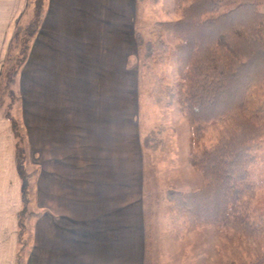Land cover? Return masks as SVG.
I'll list each match as a JSON object with an SVG mask.
<instances>
[{"label": "crops", "instance_id": "obj_1", "mask_svg": "<svg viewBox=\"0 0 264 264\" xmlns=\"http://www.w3.org/2000/svg\"><path fill=\"white\" fill-rule=\"evenodd\" d=\"M35 2L0 0V73ZM136 15L135 0H45L17 83L35 172L24 264H145ZM21 183L0 113V264H15Z\"/></svg>", "mask_w": 264, "mask_h": 264}, {"label": "trees", "instance_id": "obj_2", "mask_svg": "<svg viewBox=\"0 0 264 264\" xmlns=\"http://www.w3.org/2000/svg\"><path fill=\"white\" fill-rule=\"evenodd\" d=\"M176 1L180 8L190 1L182 9L181 18L157 24L177 39V44L169 47L161 40V30L155 29L157 40L145 47L138 35L137 57H142L143 64L168 59L177 64L178 102L192 127L193 139H200L211 124L220 123L223 127L217 143L193 160L207 184L193 192L166 193L169 221L176 237L184 229L199 226L226 227L241 237L264 236V223L257 226L249 222V200L245 199L248 170L254 163L250 153L264 137L261 117L264 105L259 102L251 106L247 101L264 96V44L260 36L264 13L258 11L257 3L229 2L232 8L227 12L205 19V15L217 13L226 5L219 0ZM34 7L32 20L19 24L15 30L0 76V107L5 85L14 87L19 69L28 58L30 43L43 18L45 0H36ZM12 49H19L21 54L20 59H15L14 67L10 57ZM174 92L177 91H169L168 95L175 98ZM6 118L16 138V123L8 113ZM19 142L23 146L25 140L22 138ZM28 187L22 189L23 208L27 204L26 193L31 190V185L29 191ZM21 215L17 216L19 228ZM20 239L19 231L18 244ZM19 253L21 249L17 250L15 264H24ZM257 263L264 264V257Z\"/></svg>", "mask_w": 264, "mask_h": 264}, {"label": "rangeland", "instance_id": "obj_3", "mask_svg": "<svg viewBox=\"0 0 264 264\" xmlns=\"http://www.w3.org/2000/svg\"><path fill=\"white\" fill-rule=\"evenodd\" d=\"M135 1L137 3L136 40L139 38L140 43L145 47L146 44L157 40L158 32H155V29H157L161 30L160 37L165 44L169 47L176 45L177 39L164 32V29L158 26L157 23L180 19L182 9L187 7L190 1L183 3L181 8L176 0ZM219 1L226 6L221 7L217 13L205 15V19L215 18L227 12L232 8V6H229V2L257 3L259 5L257 7L258 11L264 13V0ZM168 17L171 20L167 19ZM16 28L17 26L15 30ZM260 36L264 44V27L260 29ZM12 42L13 37L7 50L5 62ZM10 52L14 67L15 59H20L21 54L19 55V49H12ZM134 64L139 78L138 89L141 99L140 112L143 127L147 235L146 264H258L257 260L264 257V236L241 237L229 228L216 226L184 229L180 237L175 236V229L169 221L165 195L168 191H197L207 184L203 173L193 165V160L217 143L223 125L220 123L211 124L205 129L200 139H193L192 127L186 121L178 102L180 77L177 64L169 59L163 62L151 60L147 64H143L142 57L139 56L135 58ZM20 70L21 68L19 72ZM17 83L18 76L14 87L5 85L0 113L5 120H7L8 113L16 123L15 129L18 138H15L11 123L7 120L15 141L16 167L21 176V184L23 185V182H26L25 187L27 185L30 187L35 172L32 171L33 167L30 168L27 156ZM169 91H177L174 92L177 96L171 98V95H168ZM17 96L19 97L18 100ZM247 101L251 106L259 102L264 105V96L251 97ZM261 117L264 120V111ZM22 138L25 140L23 146L19 142ZM250 154L254 163L248 170L245 199L249 200V222L261 226L264 223V137ZM18 156L24 158L20 160ZM29 187L27 191H29ZM30 192L31 190L26 193L27 200H29ZM26 205L23 208V215L19 213L23 217L20 221V228L17 220V234L20 231L21 236L18 249H21L19 254L24 260L30 242L28 226L30 216Z\"/></svg>", "mask_w": 264, "mask_h": 264}, {"label": "water", "instance_id": "obj_4", "mask_svg": "<svg viewBox=\"0 0 264 264\" xmlns=\"http://www.w3.org/2000/svg\"><path fill=\"white\" fill-rule=\"evenodd\" d=\"M25 185H26V182H23L22 189H24Z\"/></svg>", "mask_w": 264, "mask_h": 264}]
</instances>
